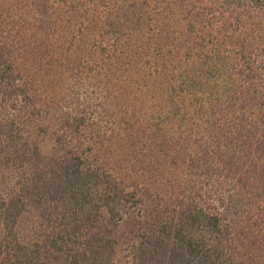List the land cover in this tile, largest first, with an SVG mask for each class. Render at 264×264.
<instances>
[{"label": "trees", "instance_id": "obj_1", "mask_svg": "<svg viewBox=\"0 0 264 264\" xmlns=\"http://www.w3.org/2000/svg\"><path fill=\"white\" fill-rule=\"evenodd\" d=\"M0 264H264V0H0Z\"/></svg>", "mask_w": 264, "mask_h": 264}]
</instances>
